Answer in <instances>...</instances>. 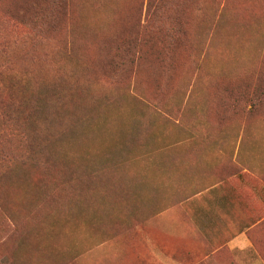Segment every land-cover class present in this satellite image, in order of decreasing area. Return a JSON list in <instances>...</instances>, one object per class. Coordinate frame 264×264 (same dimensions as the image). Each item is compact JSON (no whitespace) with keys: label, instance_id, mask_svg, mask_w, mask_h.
Masks as SVG:
<instances>
[{"label":"rangeland","instance_id":"rangeland-1","mask_svg":"<svg viewBox=\"0 0 264 264\" xmlns=\"http://www.w3.org/2000/svg\"><path fill=\"white\" fill-rule=\"evenodd\" d=\"M42 1L0 0V95L52 119L0 125V264H264V0Z\"/></svg>","mask_w":264,"mask_h":264},{"label":"trees","instance_id":"trees-1","mask_svg":"<svg viewBox=\"0 0 264 264\" xmlns=\"http://www.w3.org/2000/svg\"><path fill=\"white\" fill-rule=\"evenodd\" d=\"M42 2L43 3L37 7L34 16L31 19V23L39 28L53 31L61 19H64L67 16L66 10L69 0H43ZM145 33L149 32L148 29L144 27L141 29L142 36H145ZM142 36H140L139 39L142 38ZM136 52L138 53V51ZM245 98L248 99L247 96H245ZM25 101L14 103L11 98H3L0 95V125L7 130L19 131L20 129L18 127L25 130L22 138L25 142H29L31 146V151L29 148L27 154L28 156H36L40 154L41 150L39 152L33 146V139L35 138L38 140L39 138H44L45 141L47 140L49 132H52V119L48 122L46 117L42 118L41 116L45 109L46 102L48 103V101H45L44 105H40L36 101H32V103H29V101H26L27 103H25ZM27 104H31V107L28 109L25 108ZM25 127H33L34 132L27 131ZM46 145L47 143L44 144L45 149ZM1 156L7 158L4 154Z\"/></svg>","mask_w":264,"mask_h":264}]
</instances>
